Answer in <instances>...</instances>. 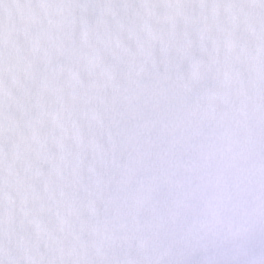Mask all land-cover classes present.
Listing matches in <instances>:
<instances>
[{
	"label": "snow or ice",
	"instance_id": "6c2138e0",
	"mask_svg": "<svg viewBox=\"0 0 264 264\" xmlns=\"http://www.w3.org/2000/svg\"><path fill=\"white\" fill-rule=\"evenodd\" d=\"M0 264H264V0H0Z\"/></svg>",
	"mask_w": 264,
	"mask_h": 264
}]
</instances>
